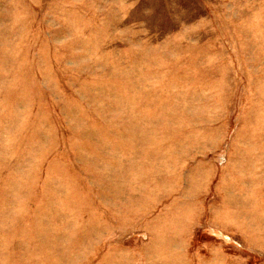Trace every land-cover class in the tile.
Returning a JSON list of instances; mask_svg holds the SVG:
<instances>
[{"label": "rangeland", "instance_id": "obj_1", "mask_svg": "<svg viewBox=\"0 0 264 264\" xmlns=\"http://www.w3.org/2000/svg\"><path fill=\"white\" fill-rule=\"evenodd\" d=\"M0 264H264V0H0Z\"/></svg>", "mask_w": 264, "mask_h": 264}]
</instances>
